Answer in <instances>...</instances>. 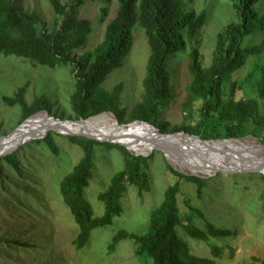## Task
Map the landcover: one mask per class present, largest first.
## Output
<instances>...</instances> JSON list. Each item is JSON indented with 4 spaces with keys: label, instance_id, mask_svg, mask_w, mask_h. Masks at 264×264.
<instances>
[{
    "label": "trees",
    "instance_id": "trees-1",
    "mask_svg": "<svg viewBox=\"0 0 264 264\" xmlns=\"http://www.w3.org/2000/svg\"><path fill=\"white\" fill-rule=\"evenodd\" d=\"M96 1L69 0L62 4L60 0H47L54 14L53 27L48 29L37 13L24 11L17 0H0V56L22 58L34 66L50 69L71 67L75 85L70 106L77 120L86 121L111 112L119 124L143 121L154 125L158 113L172 98L169 67L175 63L173 56L187 52L192 83L188 87L189 97L184 108L201 100V117L195 127L174 128L171 132L185 131L202 140L240 139L249 135L246 124L252 122L264 127V116L259 109V102H264L263 67L255 66L243 82L244 86L256 88V99L235 101V92L243 89V86L235 82L230 85L233 73L249 59L259 57L264 52V40L253 46L243 45L245 38L258 31L264 33V15L259 18L255 6L258 0H229L236 21L228 24L216 36L212 63L207 69L202 68L194 42L206 22L207 11L187 12L183 0H117L116 15L106 25L103 41L93 53L76 60L73 55L86 47L92 32L91 22L79 18L78 10L86 2ZM107 14V9H103L102 21ZM137 27L144 31L149 56L142 101L127 111L120 104L122 87L116 86L109 92L102 88V84L112 71L122 66V59L133 46V31ZM24 93L22 87L13 96L2 97L7 106L20 108V122L39 112H50L51 103L45 96L28 105ZM158 129L162 133L169 131L167 124H161ZM53 136L62 137L66 144L82 152L79 162L58 184L62 202L71 214L72 223L78 228L73 245L76 250H81L94 230L111 226L113 219L121 215V201L129 188L137 189L140 194L150 191L148 168L152 156H135L119 145L54 133L33 144H44L54 155H59ZM260 142L264 146V138ZM97 147L117 149L122 168L111 178L105 190L97 194L103 214L94 217L85 191L96 169ZM18 149L20 151L22 147ZM16 155L9 154L2 162L17 174ZM167 170L175 181L167 187L161 204L151 213L147 228L139 234L118 232L112 238L109 250L114 251L120 241L128 240L133 244L134 256L142 264H215V260L222 257L224 249H230L226 244H217H224L233 236V232L217 229L208 222L205 230L199 229L192 223L193 215L183 219L178 207L181 184L195 186L196 195L201 198L209 180L181 174L169 165ZM0 178L3 180L4 176ZM191 210L204 219L199 210ZM184 238L208 247L211 258L192 254ZM7 243L22 245L19 241ZM230 252L233 255L232 249ZM251 264H264V261L252 258Z\"/></svg>",
    "mask_w": 264,
    "mask_h": 264
},
{
    "label": "rangeland",
    "instance_id": "rangeland-1",
    "mask_svg": "<svg viewBox=\"0 0 264 264\" xmlns=\"http://www.w3.org/2000/svg\"><path fill=\"white\" fill-rule=\"evenodd\" d=\"M68 1L60 0L62 4ZM183 2L186 3L187 12L207 11L206 22L194 41L202 68L207 69L212 63L216 36L228 24L236 21L235 12L229 0ZM17 3L24 11L37 13L48 29H52L54 14L47 0H17ZM255 6L261 18L264 15V0H258ZM117 8V0H97L86 2L78 10L79 18L91 22L92 32L86 47L76 52L73 58L78 60L94 52L103 41L105 27L115 17ZM103 9L108 11L104 21ZM263 40L264 33L258 31L245 38L243 45L253 46ZM148 56L149 47L144 31L137 27L133 31V46L122 59V66L112 71L102 84V88L109 92L116 86L122 87L120 104L127 111L142 101ZM173 59L175 63L169 67L172 98L154 120L156 128L167 124L168 134L173 133L170 130L174 128L195 127L200 120L202 107V101L196 100L187 109L184 108L189 97L188 87L192 83L188 71L189 58L187 52H184L173 56ZM255 66L263 67L264 70V52L259 57L249 59L231 75L230 85L235 82L243 86V89L235 92V101L257 98L256 88L244 86L243 83ZM71 72V67L50 69L34 66L22 58L0 56V138L14 132L22 123L20 108L7 106L2 97L13 96L22 87L25 89L26 104L31 105L41 96L50 101V112L39 113H48L53 119L61 121H79L70 106L75 85ZM259 109L264 116V102H259ZM246 128L249 135L243 138H250L252 142L261 145L264 127L250 122ZM51 133L58 134H48ZM53 139L59 155H54L44 144H33L36 140L19 146L22 147L20 151L17 148L12 152L17 153V174L12 167L2 162L8 152L0 154V177L4 176L3 180L0 178V264H142L134 256V247L130 241H120L112 252L108 246L120 231L139 234L147 228L151 213L159 207L165 190L175 181L167 170V165L175 170L173 166L162 152L145 154L144 157L152 156L148 168L150 191L140 194L137 189L129 188L121 201V215L113 219L111 226L94 230L87 245L76 250L73 240L78 228L72 223L71 214L62 202L58 184L79 162L82 152L66 144L62 137L53 136ZM96 152V169L85 191V198L91 205L93 216L99 217L103 214V206L97 201V194L105 190L111 178L121 170L122 159L117 149L97 147ZM181 174L192 175L189 172ZM211 175H195L209 180L201 198L197 197L195 186L181 184L178 207L182 218L193 215L192 223L202 230H205L208 222L217 229L233 232V236L224 244H217L230 246L233 255L226 248L222 257L215 260V264H251L252 258L264 261V176L256 173L220 172ZM191 208L199 210L204 219L198 217ZM184 240L192 254L211 258L208 247L189 238ZM15 241L22 245L7 243Z\"/></svg>",
    "mask_w": 264,
    "mask_h": 264
},
{
    "label": "bare ground",
    "instance_id": "bare-ground-1",
    "mask_svg": "<svg viewBox=\"0 0 264 264\" xmlns=\"http://www.w3.org/2000/svg\"><path fill=\"white\" fill-rule=\"evenodd\" d=\"M51 128L116 139L133 154L159 151L175 170L194 175L209 176L234 169L259 170L264 175V147L250 138L201 141L185 135L163 136L151 126L136 122L119 124L112 114L107 113L77 122L57 121L48 113H38L24 121L9 138L0 141V154L14 151L20 143L37 139Z\"/></svg>",
    "mask_w": 264,
    "mask_h": 264
},
{
    "label": "water",
    "instance_id": "water-1",
    "mask_svg": "<svg viewBox=\"0 0 264 264\" xmlns=\"http://www.w3.org/2000/svg\"><path fill=\"white\" fill-rule=\"evenodd\" d=\"M38 114V113H37ZM107 114H112L115 118H116V116L113 114V113H111V112H108ZM34 115H36V114H34ZM91 118H93V117H91ZM28 119V118H27ZM26 119V120H27ZM90 119V118H89ZM117 119V118H116ZM26 120H24V121H26ZM55 120H57V119H55ZM23 121V122H24ZM58 121V120H57ZM59 121H61V120H59ZM79 121H85V120H79ZM118 121V120H117ZM23 122L18 126V127H20L22 124H23ZM62 122H65V121H62ZM140 123V124H143V125H146V126H151V127H154V125H152V124H149V123H146V122H143V121H134V122H132V123ZM17 127V128H18ZM154 129L156 130V132H158V133H160L161 135H163V136H176V135H185V136H187V137H189V138H192V139H199V140H201V141H208V140H202L201 138H199L198 136H195V135H191V134H189V133H186L185 131H180V132H173V133H171V134H168V133H162V132H160L159 131V129L158 128H155L154 127ZM49 132H56V133H58V134H63V135H65V136H82V137H85V138H87V139H90V140H94V141H96V142H99V143H108V144H113V145H119V146H122V147H124L129 153H131L125 146H123L118 140H116V139H102V138H99V137H89V136H86V135H83V134H79V133H66V132H61V131H56V130H54L53 128H51V129H48L47 131H46V133H44L43 135H41L39 138H37V139H32V140H40V139H43L44 137H46L47 136V134L49 133ZM14 132H12L11 134H9L8 136H5V137H1L0 138V141L1 140H3V139H6V138H9L12 134H13ZM29 141H31V140H27V141H24V142H22V143H20L19 144V146H21V145H23V144H25V143H27V142H29ZM18 146V147H19ZM262 147H264L263 145H261ZM17 147V148H18ZM16 148V149H17ZM15 149V150H16ZM14 150V151H15ZM14 151H11L10 153H8V154H6V155H9V154H11L12 152H14ZM131 154H133V153H131ZM133 155H135V156H145V154H133ZM179 173H181L180 171H178ZM218 172H220V173H223V174H234V173H238V174H240V173H256V174H261V175H263L259 170H245V169H241V170H237V169H234V170H229V171H218ZM218 172H215V173H218ZM214 174V173H213ZM193 175V174H192ZM195 176V175H194ZM212 175H209L208 177H211ZM264 176V175H263Z\"/></svg>",
    "mask_w": 264,
    "mask_h": 264
}]
</instances>
